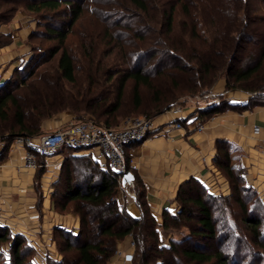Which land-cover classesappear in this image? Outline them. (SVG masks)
I'll return each mask as SVG.
<instances>
[{"label": "trees", "instance_id": "1", "mask_svg": "<svg viewBox=\"0 0 264 264\" xmlns=\"http://www.w3.org/2000/svg\"><path fill=\"white\" fill-rule=\"evenodd\" d=\"M85 1L0 0V22H8L21 5L40 19L39 26H44L45 30L40 32L38 28L29 34L27 40L29 47H31L28 42L30 39L50 35L58 40L57 46L52 50L54 54L62 49L57 60V68L48 83L41 84L42 82L36 81L28 85L21 94L8 90L9 82L0 86V129L3 133L0 136L12 139L16 135L42 133L40 121L59 113L64 106L78 111L79 117L86 115L88 119L111 128L116 127L122 119L135 114L147 110L158 113L174 104L173 100L178 94L163 98V94L157 92L158 95L152 102L144 101L141 88L143 85L153 88L155 82L151 77L152 72L145 70L138 63L135 68L133 66L111 72L105 70L103 64L89 66L85 77V81H88L87 85L82 87L78 83L75 58L64 45L75 23L84 12ZM128 1L135 10L134 16H139L140 23L144 24L141 28L150 33L157 32L160 43L169 51V55L180 52L184 54L186 63L178 68L183 74L179 73L177 77L180 76L181 79L190 76L195 80L190 79L191 83L185 89L176 90L177 93L182 90L195 92L198 88L210 86L220 70L225 69L226 65L235 59L233 55L239 50L238 39H252L250 27L259 21L258 13L264 10V2L260 5H252L251 0H221V2L200 0L202 1L199 6L201 18L211 21L202 20V23L189 24L177 33L174 22L175 12L178 3H181L182 7L186 5L182 4L185 0ZM45 11H54V13L49 15ZM185 13L192 16L190 10H186ZM44 19L45 24L41 25V20ZM131 26L129 22V27ZM10 40L9 32L0 31V44L6 45ZM151 54L153 55L154 52ZM262 58L255 66L238 73L236 82L244 81L247 84V80L251 81L254 77L255 79L248 82L245 89L260 87L256 84L264 82ZM187 61H190L191 65ZM157 71L160 75L167 72L164 68ZM229 74L230 72H227V75ZM129 79L133 80V89L132 96L128 99L125 92ZM65 80L72 85L66 86ZM160 85L165 89V84L160 83ZM73 87L78 90L73 91ZM259 94L250 96L251 99L243 102L226 100L216 105L213 103V106L209 105L208 108L200 110L202 119H207L210 115L227 108L240 109L264 104V95L262 94V100ZM231 148L230 142L220 140L215 158L218 167L228 177L230 191L212 194L197 179H187L178 189V210L176 212L164 210L161 221L152 212L146 199L144 185L138 176L135 175L134 182L130 186L136 194L134 201L141 212L137 217L111 201L118 187L116 174L101 170L89 155H69L65 158L61 176L55 183L53 200L57 204L56 208L63 209L68 208L69 200H74L70 209L78 215L79 227L75 231L58 225L54 229V237L57 238L59 235L63 237L67 244L65 249L69 246L77 250L78 264H104L106 258L115 252L117 242L125 240L130 235L136 239L137 251L139 250L138 258L134 256V264H208L210 262L229 264L230 259L235 260V252L231 256H225L222 250L209 252L202 240L214 239L217 235L218 220L213 210L227 213L226 209L237 207L244 211L242 220L256 232L254 241L264 247V243L260 240L262 222L260 216L254 212L260 195L245 180L246 169L240 162V153L233 154ZM128 170H132L130 165ZM232 202L238 206L232 205ZM194 219L197 225L190 223ZM180 225L188 227L189 234L183 239L169 236V243L165 244L161 238L162 229L168 230ZM8 230L9 226L2 222L0 216V241L9 239ZM17 236L14 240V264H32L21 257L23 240L20 238L24 237V234L18 233ZM61 263H69L65 255Z\"/></svg>", "mask_w": 264, "mask_h": 264}, {"label": "rangeland", "instance_id": "2", "mask_svg": "<svg viewBox=\"0 0 264 264\" xmlns=\"http://www.w3.org/2000/svg\"><path fill=\"white\" fill-rule=\"evenodd\" d=\"M217 1L221 2V0ZM251 2L252 5H260L261 2L264 1L251 0ZM183 3L184 5L186 4L183 7L181 6V3L177 4V10L175 12L174 22L177 27V33L184 26L188 27L189 24L192 25V23L196 22L202 23V20L205 22L211 21V19L206 21L201 18L199 6L202 4V1L185 0L182 4ZM84 4V12L81 14L80 19L75 23L74 28L69 33L64 45L75 58L77 79L79 81L78 83L81 84L82 87L87 85L88 81H85V77L89 66L103 64L105 70L111 72L118 69H128L133 66V68H135L138 63L139 65H142L145 70L152 72L151 77L155 82V86L153 88L146 85H143L141 88L142 96L144 97L143 99L145 102H152L155 99V96L158 95L157 92H161L163 94V98H170L172 95L178 94L173 100L174 104L170 108H189V115H191V111L192 113H196L197 111L196 116H200L201 119L202 115L200 110L208 108L210 104L212 105V103H214L213 105H216L229 100L230 95H232V91L239 94L245 93L247 95L245 96L246 100L251 99L250 96L260 93L259 95L262 99V96L264 95L263 81L260 82V84H256L260 85V87L250 90L245 89V87L248 82H251L255 78L252 77L251 81L247 80V84H245L244 81L236 82V76L244 69L255 66L258 60L262 58L264 53V10L258 13V16H260L259 21L250 27L249 32L252 39H238L237 46H239V50L233 55L235 56V59L227 64L225 69L223 68L220 70L215 81L211 82L210 86L206 88H198L195 92H184V90H182L177 93L176 90L185 89V87L191 83L190 79L195 80L190 76L181 79L180 76L177 77L179 73L183 74V72H180L178 68L186 63L184 54L180 52L169 55V51L160 43V37H158L159 35L157 32L150 33L149 31H146V29L141 28V25L144 24L140 23L141 18L139 16H134L136 14H134L135 10L131 8V4L128 0H86ZM186 10L192 11L191 17L185 13ZM45 12L49 15L54 13V11ZM24 13L32 20V30H29V33H33L38 28L40 32L45 30L44 26H39L38 20L40 19L37 18L36 14L30 12L21 5L8 22H0V31H6V25H11V22L14 21L19 14L21 16ZM42 17L44 16L42 15ZM44 22L45 19L41 20L40 24L44 25ZM129 22L132 25L131 28L129 27ZM9 31L10 30L7 29V32ZM39 34L40 33H38V36ZM9 35L12 39L11 32ZM28 42L31 47L28 48L27 54L23 56V59L18 63L17 68L13 69L10 75L8 74L9 77L7 75L8 78L5 79L4 82H1L0 85L2 86L6 82H9L10 85L8 86V90L19 94L24 92L28 85L33 84L36 81L42 82L41 84L44 82L48 83L49 78L52 77L51 75L57 68V60L62 52V49H60L54 54L52 50L55 46H57L58 40L53 39L50 35L49 37H34ZM3 46L4 43L0 44V47ZM152 52H154L153 55L151 54ZM134 56L135 58H133ZM131 57L135 61L133 60L132 62ZM262 59L263 65L261 68L264 69V58ZM187 63L191 65L190 61H187ZM161 68H164L167 72L160 75L157 70H160ZM227 72H230V74L227 75ZM65 83L66 86L72 85V83L66 80ZM160 83L166 85L165 89L163 88L164 90L162 89ZM229 83L231 85H229ZM132 89L133 80L129 79L125 92L128 99L132 96ZM77 90L78 89L76 87H73V91ZM27 94L29 95V93ZM170 108H166L158 113H151V111L147 110L146 112H141L137 115L150 113L151 115L158 116ZM65 113L73 115V120L71 121H79L82 118H88L86 115L79 117L78 111L64 106L59 113L40 121L42 132L47 131L52 123H57L59 121L58 125H60L62 123L60 120L61 114ZM125 119H122L117 126L123 125ZM205 120L206 119H204V121ZM2 134V130L0 129V135ZM62 153L66 156V158L73 154L72 151L67 150H64ZM116 191L117 190L114 192ZM222 193L224 192H220L218 194ZM259 195L257 207H255L254 212L260 216L262 222L260 225L261 231H259L262 233L260 240L264 243V194ZM44 199V197L40 199L41 209L43 207ZM46 199V203H48L50 197H46ZM51 200L55 207H57L53 198ZM73 204L74 200H69L67 209L58 207L55 210L63 216V219L69 215L74 217L77 216L79 219L78 215L70 209ZM232 205L238 206L233 202ZM178 207L179 203L173 212H176ZM216 210L217 209L213 211L215 212V216L218 220L217 235L214 239L206 238L202 240L204 242L203 244H206L207 251L216 252V250H222V253H224L225 256H231L235 252V260L230 259L229 264H264V247L254 241V233L256 232H254V230L248 226L244 220H242L244 211L237 207L234 209H226L228 210L227 213H221L220 210ZM48 211L50 212V209H48ZM130 212L134 216H140V208L135 201H133L131 205ZM43 214L45 213H42V215ZM39 219L37 220L38 222ZM41 220L42 216L40 221ZM76 223H78V225H76ZM76 223L75 226L70 227L69 230L76 231L79 227V222L76 221ZM190 223L197 225L196 219ZM59 224L64 227L62 223ZM8 231L9 239L0 241V264H14L15 262L14 240L18 237V231H14L10 227ZM189 232L188 227L180 225L176 228H169L168 230L162 229L161 238H163L162 241L165 244H168L169 236L175 239H183L189 234ZM27 235L28 234L24 233V237L20 238L23 240L20 250L21 257L24 261H30L32 264H60L63 256L65 255L67 262L69 261L68 264H78L77 250H75L74 247L71 249L69 246L65 249L67 244L60 235L57 236V238L52 237L53 244L44 243L43 240L38 242L33 240L32 237L30 238V234L28 235L29 237ZM133 237L130 235L125 238L128 242L127 244L131 246L130 249H132L133 252V260L128 262V264H134L135 255L136 258H138V243ZM199 241L201 242V240ZM121 242L122 240L117 242L115 252L110 257L106 258L104 264H110L114 257L118 254L120 255L121 246L119 244ZM128 249L129 248H127V250ZM153 259H155V256ZM212 263L213 262H210L208 264Z\"/></svg>", "mask_w": 264, "mask_h": 264}, {"label": "crops", "instance_id": "3", "mask_svg": "<svg viewBox=\"0 0 264 264\" xmlns=\"http://www.w3.org/2000/svg\"><path fill=\"white\" fill-rule=\"evenodd\" d=\"M31 26L32 20L25 13L19 14L11 25H6L5 32L10 30L12 39L0 47V78L10 75L27 54ZM231 94L230 102L246 100L245 93L232 91ZM183 110L185 114L190 111L189 108ZM190 114L187 120L182 121L183 128L169 127L164 123L167 114H159L156 121L161 132L129 147L131 171L143 183L147 202L159 221L164 210L173 212L177 208L178 189L187 179H197L212 194L230 191L228 177L215 161L220 140L231 143L233 154L240 153V162L246 169L245 180L259 194H264V104L227 108L210 115L205 121L196 116L197 111ZM60 120L62 123L69 122L73 120V115L61 114ZM200 122L205 123L202 131L196 129ZM58 123H52L48 129H56ZM255 125L261 128L259 133L254 132ZM21 158V153L14 152L0 161L1 219L18 233L30 234L33 240L53 244L54 229L59 223L69 229L75 226L76 221L79 222L77 216L72 215L63 219L51 200L62 168L56 169L49 164L47 169L30 170L23 167ZM51 158L54 161L58 156ZM45 196L50 197L48 203ZM42 197L45 199L41 209ZM127 243L123 240L119 244L120 255L114 257L110 264H128L124 260Z\"/></svg>", "mask_w": 264, "mask_h": 264}, {"label": "built area", "instance_id": "4", "mask_svg": "<svg viewBox=\"0 0 264 264\" xmlns=\"http://www.w3.org/2000/svg\"><path fill=\"white\" fill-rule=\"evenodd\" d=\"M8 77L0 78V84ZM185 113L183 107L167 109L162 113L167 114V120L164 123L169 127L183 128L182 121L190 117ZM158 127L159 122L156 121V116L149 114L131 116L124 120L123 125L111 128L88 118H82L79 121L62 123L56 129H48L37 135H16L12 139L0 136V161L9 154L18 152L22 154L21 162L27 169H47L49 164L60 169L66 158L62 153L64 150L72 151L74 155H89L101 170L117 175L118 187L111 201L119 208L130 211L136 194L130 187L131 184L122 182L123 174L128 171L130 165L129 147L160 133ZM204 128L205 123L203 122L196 126L198 131ZM260 130V126H254L255 133H259ZM53 156H58V158L52 161ZM128 246L124 260L130 262L133 260V252L130 249L131 246L129 244Z\"/></svg>", "mask_w": 264, "mask_h": 264}, {"label": "water", "instance_id": "5", "mask_svg": "<svg viewBox=\"0 0 264 264\" xmlns=\"http://www.w3.org/2000/svg\"><path fill=\"white\" fill-rule=\"evenodd\" d=\"M134 179H135L134 172L128 170L123 174L122 182L123 184H133Z\"/></svg>", "mask_w": 264, "mask_h": 264}, {"label": "flooded vegetation", "instance_id": "6", "mask_svg": "<svg viewBox=\"0 0 264 264\" xmlns=\"http://www.w3.org/2000/svg\"><path fill=\"white\" fill-rule=\"evenodd\" d=\"M4 81H5V80H4ZM4 81H3V82H4Z\"/></svg>", "mask_w": 264, "mask_h": 264}]
</instances>
